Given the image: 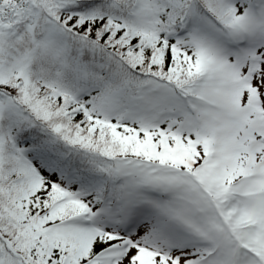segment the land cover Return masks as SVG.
<instances>
[{
	"label": "snow or ice",
	"instance_id": "1",
	"mask_svg": "<svg viewBox=\"0 0 264 264\" xmlns=\"http://www.w3.org/2000/svg\"><path fill=\"white\" fill-rule=\"evenodd\" d=\"M0 264H264V0H0Z\"/></svg>",
	"mask_w": 264,
	"mask_h": 264
}]
</instances>
